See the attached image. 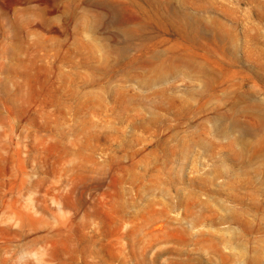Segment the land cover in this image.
Listing matches in <instances>:
<instances>
[{
	"label": "rangeland",
	"instance_id": "rangeland-1",
	"mask_svg": "<svg viewBox=\"0 0 264 264\" xmlns=\"http://www.w3.org/2000/svg\"><path fill=\"white\" fill-rule=\"evenodd\" d=\"M258 106L264 0H0V264H264Z\"/></svg>",
	"mask_w": 264,
	"mask_h": 264
},
{
	"label": "bare ground",
	"instance_id": "bare-ground-1",
	"mask_svg": "<svg viewBox=\"0 0 264 264\" xmlns=\"http://www.w3.org/2000/svg\"><path fill=\"white\" fill-rule=\"evenodd\" d=\"M136 30H137L136 26H130V27L123 29L122 34L130 37L135 32H138ZM147 36H148L147 32H144L142 34L143 38H147ZM187 51H188V49H187ZM121 53H123V51ZM164 54H166V53L163 50L158 51L157 49H153V51L150 52V54L145 58L146 64H145V67L143 69L144 72H143V74L140 78V81H139L140 85H142L143 87H146V88H150L157 83H165L166 79L168 80V78L171 76L176 77L177 73L181 70H184L185 68H189V67L194 66V67L200 69L202 67L201 65L196 63L195 60H193L192 57L189 55H186V54L185 55L184 54H181V55L167 54L166 57L165 56L163 57ZM207 84H208V81H205L202 83L201 87L199 88V93H200V91H202V88L204 89L207 86ZM165 85H167L166 88L158 90V91H154V93L156 92L155 93L156 95L160 94V93H165V90L167 88H169V86L171 84H165ZM253 123L255 124L257 129H260V130L263 129L264 130V113L262 112L261 108H259V106H258V109H256V111H255ZM217 129H219V128L217 127ZM232 129H240L241 133H240L239 137L241 139L245 135L249 134L251 131L252 132L254 131L253 129L248 128L245 125L241 124L237 120H235L233 122ZM248 144L249 143H247L244 139L242 140V146H241L240 151H239L240 155L244 154L246 152V150L249 147ZM256 155H264V137L261 140V148H259L257 150ZM263 165H264V161H263Z\"/></svg>",
	"mask_w": 264,
	"mask_h": 264
}]
</instances>
